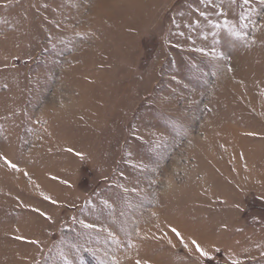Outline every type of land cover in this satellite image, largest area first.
Segmentation results:
<instances>
[{
	"label": "rangeland",
	"instance_id": "rangeland-1",
	"mask_svg": "<svg viewBox=\"0 0 264 264\" xmlns=\"http://www.w3.org/2000/svg\"><path fill=\"white\" fill-rule=\"evenodd\" d=\"M0 154V264H264V2L0 0Z\"/></svg>",
	"mask_w": 264,
	"mask_h": 264
},
{
	"label": "snow or ice",
	"instance_id": "snow-or-ice-1",
	"mask_svg": "<svg viewBox=\"0 0 264 264\" xmlns=\"http://www.w3.org/2000/svg\"><path fill=\"white\" fill-rule=\"evenodd\" d=\"M262 2H264V0H262ZM244 3L245 4H248L249 3V0H244ZM68 151H73L72 149H68ZM77 155H82L81 153H77ZM0 159H3L5 161V163L9 166V167H12L13 169H15L17 167L16 164L12 163L10 160H8V158L6 156H4L3 154H0ZM53 203H55V201H53ZM171 231L177 236V237H181V240H183V237L180 233V231L175 228V227H172ZM18 239H24V237H17ZM191 243L195 246L197 252L200 253L201 256H205L207 257L209 255V253L207 251H205L201 245L195 240V239H192L191 240ZM185 247H187V245H185ZM137 264H140V262L138 261Z\"/></svg>",
	"mask_w": 264,
	"mask_h": 264
}]
</instances>
